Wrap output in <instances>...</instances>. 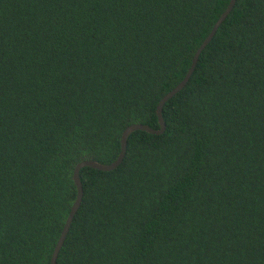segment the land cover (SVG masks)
Here are the masks:
<instances>
[{
    "label": "trees",
    "instance_id": "16d2710c",
    "mask_svg": "<svg viewBox=\"0 0 264 264\" xmlns=\"http://www.w3.org/2000/svg\"><path fill=\"white\" fill-rule=\"evenodd\" d=\"M231 0H0V264H51L76 166L159 129ZM161 135L80 171L57 264H264V0H237Z\"/></svg>",
    "mask_w": 264,
    "mask_h": 264
},
{
    "label": "water",
    "instance_id": "95a60500",
    "mask_svg": "<svg viewBox=\"0 0 264 264\" xmlns=\"http://www.w3.org/2000/svg\"><path fill=\"white\" fill-rule=\"evenodd\" d=\"M236 2H237V0H231L230 1L229 6L227 7L226 11L223 13V15L220 17V19L218 20V22L214 26L210 35L204 40L203 44L199 47V49L197 50V52L193 58L191 67H190L186 77L182 80V82L177 87H175L171 92H169L167 95H165L162 98V100L159 102L158 107H157V116L159 119L160 128L159 129H153L150 126H147L144 124L130 125L122 133L121 150H120V153H119V155L115 161H113L110 164H103V163L96 161V160H84L76 166L73 179H74L75 185L77 187V199L71 208V212L69 214V217L67 219L65 227H64V229L61 233V236H60V238H59V240L55 246L54 252H53L52 257H51V264H57L59 255L61 253V250H62V248L65 244V241L67 239V236L69 234L71 224L74 221V218H75V216H76V214H77V212H78V210L81 207L82 202H83L84 187H83V183L81 180L80 171L86 167L97 169V170L103 171V172H110V171L117 169L123 163V161L126 157L129 137L132 133H134L136 131H144V132H148V133L153 134V135H161V134L165 133V131L167 129V125H166V121L163 117V109H164L166 103L171 98H173L177 93H179L181 90H183L187 86L188 82L190 81V79L192 78V76L195 72V69L197 67V64L199 62V59H200L202 52L209 45V43L211 42V40L215 36V34L218 31L222 22L227 18V16L234 9Z\"/></svg>",
    "mask_w": 264,
    "mask_h": 264
}]
</instances>
